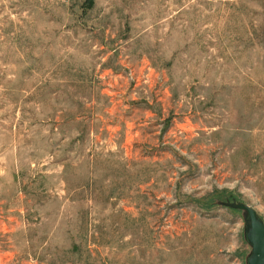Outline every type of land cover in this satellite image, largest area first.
Segmentation results:
<instances>
[{
  "label": "rangeland",
  "instance_id": "1",
  "mask_svg": "<svg viewBox=\"0 0 264 264\" xmlns=\"http://www.w3.org/2000/svg\"><path fill=\"white\" fill-rule=\"evenodd\" d=\"M264 224V0H0V264H249Z\"/></svg>",
  "mask_w": 264,
  "mask_h": 264
},
{
  "label": "water",
  "instance_id": "2",
  "mask_svg": "<svg viewBox=\"0 0 264 264\" xmlns=\"http://www.w3.org/2000/svg\"><path fill=\"white\" fill-rule=\"evenodd\" d=\"M236 209L245 211L247 221V238L252 246V254L249 264H264V224L258 217L255 210L243 204H231Z\"/></svg>",
  "mask_w": 264,
  "mask_h": 264
}]
</instances>
